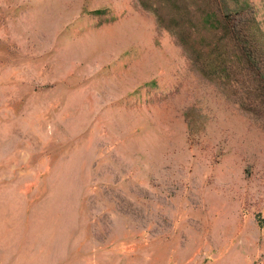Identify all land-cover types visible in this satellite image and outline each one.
Wrapping results in <instances>:
<instances>
[{
	"label": "rangeland",
	"instance_id": "1",
	"mask_svg": "<svg viewBox=\"0 0 264 264\" xmlns=\"http://www.w3.org/2000/svg\"><path fill=\"white\" fill-rule=\"evenodd\" d=\"M0 264H264V0H0Z\"/></svg>",
	"mask_w": 264,
	"mask_h": 264
}]
</instances>
